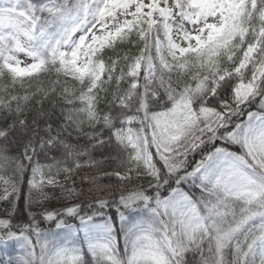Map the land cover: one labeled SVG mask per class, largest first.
Instances as JSON below:
<instances>
[{
	"label": "snow or ice",
	"instance_id": "snow-or-ice-1",
	"mask_svg": "<svg viewBox=\"0 0 264 264\" xmlns=\"http://www.w3.org/2000/svg\"><path fill=\"white\" fill-rule=\"evenodd\" d=\"M9 248L264 264V0H0Z\"/></svg>",
	"mask_w": 264,
	"mask_h": 264
},
{
	"label": "trees",
	"instance_id": "trees-1",
	"mask_svg": "<svg viewBox=\"0 0 264 264\" xmlns=\"http://www.w3.org/2000/svg\"><path fill=\"white\" fill-rule=\"evenodd\" d=\"M10 253H12V249H10V248L9 249H4V250H0V260L7 261L8 259L13 258V256L10 255Z\"/></svg>",
	"mask_w": 264,
	"mask_h": 264
}]
</instances>
